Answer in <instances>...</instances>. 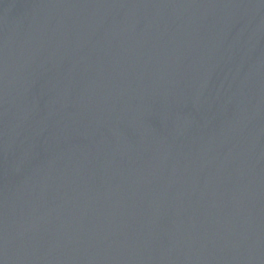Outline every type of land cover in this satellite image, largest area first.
I'll return each mask as SVG.
<instances>
[{"label":"water","instance_id":"1","mask_svg":"<svg viewBox=\"0 0 264 264\" xmlns=\"http://www.w3.org/2000/svg\"><path fill=\"white\" fill-rule=\"evenodd\" d=\"M0 264H264V0H0Z\"/></svg>","mask_w":264,"mask_h":264}]
</instances>
